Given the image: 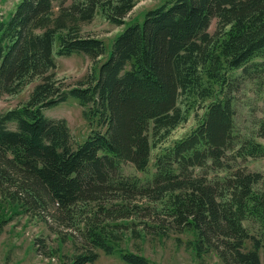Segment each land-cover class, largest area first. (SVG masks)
Returning a JSON list of instances; mask_svg holds the SVG:
<instances>
[{"label":"trees","instance_id":"1","mask_svg":"<svg viewBox=\"0 0 264 264\" xmlns=\"http://www.w3.org/2000/svg\"><path fill=\"white\" fill-rule=\"evenodd\" d=\"M137 3L20 0L0 22V91L36 82L26 103L0 115V232L12 214L52 220L76 248L64 264H93L100 252L150 264L122 244L171 233L195 235L187 246L199 258L264 264V175L243 166L264 158V117L243 135L233 95L247 81L264 89V0L166 2L100 62L106 45L83 25L99 11L122 25ZM75 54L93 67L70 84L57 77L55 56ZM70 99L91 125L84 142L44 113ZM194 108L205 110L197 126L158 155L151 178L126 174L148 173L152 150Z\"/></svg>","mask_w":264,"mask_h":264},{"label":"rangeland","instance_id":"2","mask_svg":"<svg viewBox=\"0 0 264 264\" xmlns=\"http://www.w3.org/2000/svg\"><path fill=\"white\" fill-rule=\"evenodd\" d=\"M20 0H0V22L7 19ZM172 0H138L133 11L125 19L124 24H112L101 11L95 19L88 24H84L82 31L85 35L96 36L103 40L106 45V55L100 62L107 60L112 50L114 39L122 33L130 24L141 23L145 14L166 2ZM217 20H214L210 28L214 33ZM57 69L55 73L60 79H65L70 84L83 79L88 75L93 67L92 59L84 54H75L71 57L55 56ZM36 82L28 85L17 95H8L0 91V115L10 109H14L26 103L33 91ZM235 95L236 127L243 135H251L256 123L264 117V89H259L255 83H244L233 94ZM84 108L76 99H70L54 108L45 109V115L50 119H65L68 123L74 141H83L91 131L89 120L84 115ZM193 109L188 113L186 123L172 131L170 136L158 143L152 150L151 163L148 173L138 172L131 166L126 167V174L136 175L143 180L152 177L155 172V162L158 155L164 153L163 150L171 147L174 143L187 136L196 126V113L204 114L205 110ZM84 142V141H83ZM249 171L259 172L264 175V158H249L243 165ZM225 176L226 172H216ZM0 232V264H64L69 256L76 252L75 245L70 238L65 236L62 243V236L58 234L60 228L52 220L47 223L36 217L29 215H14ZM9 219V217H5ZM248 227L249 222H245ZM192 233L175 234L171 233L165 237H154L148 235L146 240L131 239L123 243V247L134 253L144 255L149 259L150 264H223L214 252L197 257L193 249L188 248V241L194 239ZM44 239L47 248H42L39 239ZM250 246V244H248ZM60 250L59 255H51L50 249ZM67 257V258H65ZM93 264H126L117 254L107 255L100 252L99 259Z\"/></svg>","mask_w":264,"mask_h":264}]
</instances>
